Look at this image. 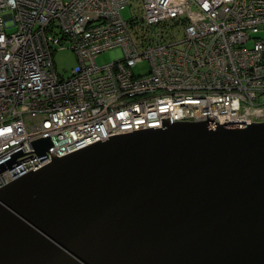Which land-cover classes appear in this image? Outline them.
<instances>
[{
  "label": "built area",
  "instance_id": "2783aa9c",
  "mask_svg": "<svg viewBox=\"0 0 264 264\" xmlns=\"http://www.w3.org/2000/svg\"><path fill=\"white\" fill-rule=\"evenodd\" d=\"M263 29L264 0H0V188L165 118L264 122ZM64 50L79 62L67 78Z\"/></svg>",
  "mask_w": 264,
  "mask_h": 264
},
{
  "label": "water",
  "instance_id": "95a60500",
  "mask_svg": "<svg viewBox=\"0 0 264 264\" xmlns=\"http://www.w3.org/2000/svg\"><path fill=\"white\" fill-rule=\"evenodd\" d=\"M162 122L1 187L0 264H264V122Z\"/></svg>",
  "mask_w": 264,
  "mask_h": 264
},
{
  "label": "rangeland",
  "instance_id": "374dc122",
  "mask_svg": "<svg viewBox=\"0 0 264 264\" xmlns=\"http://www.w3.org/2000/svg\"><path fill=\"white\" fill-rule=\"evenodd\" d=\"M124 17L127 19L130 17V12L128 10L123 12ZM257 36L264 39V29L261 30ZM116 57L115 51H107L99 55L97 58V63L99 65H105L111 63ZM54 60L56 63L58 73L67 78L71 73L78 67L79 62L76 55L71 50L58 51L54 55ZM149 65L147 63L140 64L134 71L136 74H143L148 71Z\"/></svg>",
  "mask_w": 264,
  "mask_h": 264
}]
</instances>
